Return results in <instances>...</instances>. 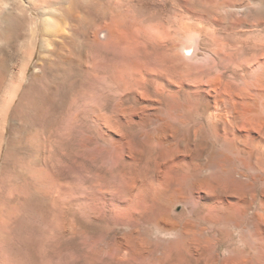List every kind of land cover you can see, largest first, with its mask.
<instances>
[{
    "label": "bare ground",
    "instance_id": "6f19581e",
    "mask_svg": "<svg viewBox=\"0 0 264 264\" xmlns=\"http://www.w3.org/2000/svg\"><path fill=\"white\" fill-rule=\"evenodd\" d=\"M59 1L33 6L48 35L65 36L59 18L79 8ZM94 2L113 15L97 11L93 58L78 60L101 106L84 111L89 134L78 128L75 200L91 224L110 228L112 218L113 231L125 230L102 259L93 258L94 238L77 237V264H264V1ZM189 14L222 37L202 46L186 31L178 45L172 28ZM38 32L33 20L31 41ZM28 68L0 58V130ZM143 222L157 240L143 237Z\"/></svg>",
    "mask_w": 264,
    "mask_h": 264
},
{
    "label": "rangeland",
    "instance_id": "374dc122",
    "mask_svg": "<svg viewBox=\"0 0 264 264\" xmlns=\"http://www.w3.org/2000/svg\"><path fill=\"white\" fill-rule=\"evenodd\" d=\"M40 1L0 0V36L12 38L10 44L0 41V58L16 70L29 64L20 93L0 130V264H77L76 240L83 235L94 238V250L99 256L89 257L107 258L105 244L113 243L114 236L125 230L113 231L118 223L112 218L108 220L112 230L103 223L91 224L81 217L75 200L79 182L74 174L81 142L78 128L81 126L83 133L89 134L91 120L84 111L89 104L101 102L94 97L92 76L82 71L78 60L83 56L93 58L95 44L90 35L99 29L97 11L102 8L106 19L113 14L104 2L99 8L94 0H60L62 9L68 8L70 2L79 8L71 16L59 18L61 29L66 28L65 36L61 32L53 36L44 32L43 18L33 7ZM189 15L177 18L172 28L178 45L184 43L182 35L199 34L202 46L213 34L222 37L219 28ZM33 20L38 22L39 32L31 41L28 35ZM140 25L137 27H144ZM100 38L103 43V36ZM29 56H33L30 63ZM54 107L59 110L50 115ZM108 210L113 215L117 213L115 206ZM140 233L153 241L159 238L150 222L140 225Z\"/></svg>",
    "mask_w": 264,
    "mask_h": 264
}]
</instances>
